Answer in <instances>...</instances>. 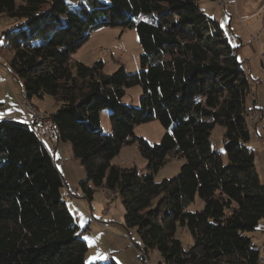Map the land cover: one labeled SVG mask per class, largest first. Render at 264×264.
<instances>
[{
    "label": "trees",
    "instance_id": "1",
    "mask_svg": "<svg viewBox=\"0 0 264 264\" xmlns=\"http://www.w3.org/2000/svg\"><path fill=\"white\" fill-rule=\"evenodd\" d=\"M199 1L0 0V15L21 20L5 37L24 99H54L56 144L70 142L81 161L84 197L118 192L124 225L136 228L143 254L158 249L159 264H262L254 234L264 222V184L248 145L250 80L237 48ZM132 23L142 47L139 71L106 73L103 60L72 59L93 31ZM133 86L142 88L138 107L123 102ZM104 109L111 111L110 134L101 124ZM152 120L165 129L158 143L135 133ZM217 125L227 162L212 147ZM130 143L148 160L147 173L112 163ZM172 156L185 159L180 172L157 181ZM65 186L36 127L0 118V264H85L88 226L70 210ZM197 196L204 205L192 210ZM180 229L191 245L184 246Z\"/></svg>",
    "mask_w": 264,
    "mask_h": 264
},
{
    "label": "rangeland",
    "instance_id": "2",
    "mask_svg": "<svg viewBox=\"0 0 264 264\" xmlns=\"http://www.w3.org/2000/svg\"><path fill=\"white\" fill-rule=\"evenodd\" d=\"M103 1L108 2L109 0ZM227 1L225 5L226 7L229 6V13L222 9L224 12L220 14V18L215 19L223 23L221 27L227 31H225L227 36L236 37L239 32L244 37L242 42L243 46L240 49V53H238V58L241 62L244 57L246 58L244 68L250 80L252 89L251 96L254 95V97L252 96L251 100L247 102V107H250L248 109L253 108V98L254 100L257 99L256 96L259 98V101L256 103L257 109H255L258 112V118L253 119L250 115L247 117L251 132V139L248 145L255 150L256 167L260 179L264 184V29L262 30L263 35L259 33L260 41L263 43L262 45H260L258 39L251 40L250 36V34L258 35L257 31L260 32V29L264 27V0H246L249 2V8L258 9L257 15H255L251 26H236V34L232 33L229 26L230 14H234L235 7L232 6L233 3L230 4L229 0ZM78 3L79 2H74V4ZM199 6L207 14H215V12L218 13L217 11L220 10V5L217 0H201L199 1ZM211 14L209 15L214 18ZM20 22L21 20L19 18L0 15L1 118H6L8 116H25V108L22 106V103L27 99H24L23 96L22 80L11 71L9 62L13 56V52L7 45L5 37V31ZM241 26L243 25L241 24ZM234 37H232L231 43L233 42V45L239 44V40H235ZM141 54L142 47L139 42L137 29L132 23L127 28L121 26L102 27L93 31L89 40L73 54L72 59L88 65L93 64L97 60H103L104 71L106 73H112L120 66H124L127 72H136L141 69ZM261 80H263V84H259V88H257ZM141 95L142 88L140 86L127 88L126 94L123 97V102L138 107L140 105ZM29 101L37 109L32 101ZM33 102L38 104L41 109L48 111L43 112L37 109L43 116L50 117V111L58 107L54 99L48 95H46L44 99L34 98ZM253 111L254 110H250V113H253ZM110 112L109 109H104L101 113L102 128L107 134L112 132V125L109 117ZM50 121L52 122L51 118ZM223 130L222 126L217 125L212 132L211 140L212 147L219 151L224 161L227 162V154L224 149ZM164 132L165 129L159 120L141 123L135 127V133L145 138L150 143L160 142ZM43 141H45L54 155L58 169L66 182L63 193L70 210L76 216L81 227H85L89 222L91 223V225L87 227V230L82 233L84 239L87 237L85 240L88 244L85 264H107L108 261L106 257H108V255L117 258L118 261H120V263L117 261L119 264H159L161 261V253L159 250H149V257H147L141 252L139 245L142 244V240L136 228L127 229L125 227V208L118 192L115 194L106 191V202L108 199H110L111 202L104 208V213L108 215V211H110L113 219L110 222L103 220L104 223L96 227L98 223L90 216L89 205L90 203L93 204L95 213L100 212L101 210L98 205L100 204L98 203L100 200L98 198H102L104 192L100 189L97 190L93 201L84 197L83 191L80 188V181L86 178V173L81 161L73 156L71 143L60 141L59 147L55 149L48 139L43 138ZM112 163L120 167L136 166L141 172H148V160L141 154L137 143L124 145L119 154L113 158ZM184 163L185 159L182 157H170L166 164L156 173L155 179L161 181L164 178L176 176ZM72 195L74 199H71ZM203 205L202 199L197 196L195 203L191 205V209H201ZM178 235L184 246L187 247L193 243V238L189 231L180 229ZM109 258H111V256H109ZM143 259H147L148 261L143 262Z\"/></svg>",
    "mask_w": 264,
    "mask_h": 264
},
{
    "label": "crops",
    "instance_id": "3",
    "mask_svg": "<svg viewBox=\"0 0 264 264\" xmlns=\"http://www.w3.org/2000/svg\"><path fill=\"white\" fill-rule=\"evenodd\" d=\"M217 2H219V5H220V10H222V9H224L227 13H229V6H227L226 7V3L228 2L227 0H217ZM229 3L231 4V3H233L232 4V6L233 7H235L234 9V14L232 15V13H231V11H230V15H231V18H230V20H229V26H230V28H231V31H232V33L233 34H236V32H237V29H236V26H240V27H247V26H251V24H252V22H253V20H254V17H255V15H257V10L256 9H251V8H249V2L248 1H246V0H229ZM235 3V4H234ZM222 7H224V8H222ZM247 7H248V9H247ZM220 10H218L217 12L218 13H216L215 12V14H211V13H209V14H211L212 16H214V18H220V14L221 13H223L224 11L222 10V11H220ZM219 22V24L222 26V22L221 21H218ZM241 24L243 25V26H241ZM223 28V27H222ZM224 29V28H223ZM264 29V27L263 28H261L260 29V32L259 31H257V34L258 35H253V34H250V36H251V40H255V39H258L259 41H260V38H259V33H261V35H263V30ZM225 30V29H224ZM226 31V30H225ZM227 32V31H226ZM232 37H234V36H229L228 35V39H229V41H230V43H231V41H232ZM238 37V38H237ZM235 38V40H239V44H237V45H233L232 43V45L234 46V47H236L237 48V56H238V53H240V49L242 48V42H243V39H244V37H243V35L241 34V33H239L238 32V36H236V37H234ZM264 42V41H263ZM263 43H261V41H260V45H262ZM239 59V58H238ZM245 60H246V58L244 57V59H243V61L241 62L242 63V65H243V67H245ZM241 61V60H240ZM262 62V61H261ZM263 63V62H262ZM245 69V68H244ZM246 71V70H245ZM263 75V74H262ZM259 84H263V80H261V82L260 83H258V87L257 88H259ZM251 85V84H250ZM252 90V89H251ZM253 97H254V95H252ZM252 96H251V94L249 95V97H248V99H247V102H248V100H251V98H252ZM256 96V95H255ZM256 100H254V98H253V108L254 109H257L256 108V103L259 101V98L256 96ZM42 99H44V98H42ZM32 101V103L37 107V109H40V110H42L43 112H48L47 110H44V109H41V107H39L38 106V104H36V103H34L33 102V99L31 100ZM22 106H23V103H22ZM248 106V105H247ZM24 107V106H23ZM248 108H250V107H248ZM53 111V110H52ZM52 111H50V112H52ZM25 116H26V112H25ZM24 116V117H25ZM10 117H14V116H8V117H6V118H10ZM15 117H19V116H15ZM24 117H19V118H24ZM1 118V117H0ZM258 118V117H257ZM256 118V119H257ZM43 139V138H42ZM250 142V141H249ZM44 143H45V141H44ZM60 142H57V144L55 145V146H53L52 144V146L55 148V149H57L58 147H59V144ZM46 144V143H45ZM249 144V143H248ZM47 146V145H46ZM250 146V145H249ZM48 147V146H47ZM49 148V147H48ZM255 151V150H254ZM54 156V155H53ZM103 192H104V195H103V197L102 198H98L99 200V202L98 203H100V204H98L99 205V207H100V212H98V213H95L94 212V206H93V204L92 203H90V216L92 217V219H94L97 223H98V225H96V227H99V225L101 226V224H103L104 223V221L103 220H106V222H110L112 219H113V216H112V214L110 213V211H108L109 213H108V215H106L105 213H104V208H106V205H109V203L111 202V200L110 199H108L107 200V202H106V191L105 190H103V189H101ZM95 196V195H94ZM108 198V197H107ZM71 199H74V197H73V195L71 196ZM94 199V198H93ZM93 199H92V201H93ZM80 203V202H79ZM83 205V204H82ZM83 207H84V205H83ZM108 207V206H107ZM88 211V210H87ZM95 214V215H94ZM113 222V221H112ZM91 225V223L89 222L88 224H86V226L85 227H87V226H90ZM92 228V227H91ZM254 239H255V241L261 246V245H263V242H264V222L262 223V226H261V229H260V231H258L257 233H255L254 234ZM262 247V246H261ZM109 256H111V258L112 259H114V260H116V261H118V259L117 258H115L114 256H112V255H108V257H106V260L108 261V259H109ZM149 257V256H148ZM124 260H125V258H124ZM119 263H120V261H118Z\"/></svg>",
    "mask_w": 264,
    "mask_h": 264
},
{
    "label": "built area",
    "instance_id": "4",
    "mask_svg": "<svg viewBox=\"0 0 264 264\" xmlns=\"http://www.w3.org/2000/svg\"><path fill=\"white\" fill-rule=\"evenodd\" d=\"M23 106L25 108L26 116L25 120L29 122L31 125L35 126L38 131V136L41 138H46L50 141V143L55 146L56 145V133L52 127L50 117L43 116L36 108L32 107L31 104L24 101ZM253 116L256 119L258 117V112L256 110L253 111ZM262 251L264 252V242ZM143 263V262H142ZM262 264H264V256Z\"/></svg>",
    "mask_w": 264,
    "mask_h": 264
},
{
    "label": "bare ground",
    "instance_id": "5",
    "mask_svg": "<svg viewBox=\"0 0 264 264\" xmlns=\"http://www.w3.org/2000/svg\"><path fill=\"white\" fill-rule=\"evenodd\" d=\"M26 102L29 103V104H31L29 100H26ZM31 105H32V104H31ZM32 107H34V106L32 105ZM34 108H35V107H34ZM251 117H252L253 119H255L254 116H253V113L251 114ZM51 120H52V119H51ZM51 124H52V127H53L54 131H55V128H54V127H55V126H54V122L52 121ZM37 133H38V131H37ZM39 137H40V136H39ZM40 138H41V137H40ZM147 261H148L147 259H143V262H147ZM262 261H263V259L261 260V262H262Z\"/></svg>",
    "mask_w": 264,
    "mask_h": 264
},
{
    "label": "snow or ice",
    "instance_id": "6",
    "mask_svg": "<svg viewBox=\"0 0 264 264\" xmlns=\"http://www.w3.org/2000/svg\"><path fill=\"white\" fill-rule=\"evenodd\" d=\"M85 239H87V237Z\"/></svg>",
    "mask_w": 264,
    "mask_h": 264
}]
</instances>
